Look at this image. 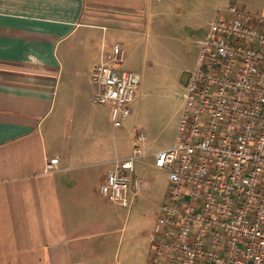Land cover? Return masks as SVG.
Instances as JSON below:
<instances>
[{"label":"crops","instance_id":"crops-1","mask_svg":"<svg viewBox=\"0 0 264 264\" xmlns=\"http://www.w3.org/2000/svg\"><path fill=\"white\" fill-rule=\"evenodd\" d=\"M240 1L219 0L215 18L231 4L243 9ZM159 8L155 0H0V264H115L100 195L114 160L88 161L87 143L68 145L82 133L72 113L89 112L109 33L145 37ZM102 107L109 113L89 115L103 152L112 110Z\"/></svg>","mask_w":264,"mask_h":264},{"label":"built area","instance_id":"built-area-1","mask_svg":"<svg viewBox=\"0 0 264 264\" xmlns=\"http://www.w3.org/2000/svg\"><path fill=\"white\" fill-rule=\"evenodd\" d=\"M125 61V48L114 43L92 74V100L111 108L115 128L132 115L140 86L139 75L122 69ZM184 99L175 146L155 155L171 183L148 264H264L263 15L236 4L217 15ZM137 141L100 187L103 198L125 207L142 187L134 173L144 132Z\"/></svg>","mask_w":264,"mask_h":264},{"label":"rangeland","instance_id":"rangeland-1","mask_svg":"<svg viewBox=\"0 0 264 264\" xmlns=\"http://www.w3.org/2000/svg\"><path fill=\"white\" fill-rule=\"evenodd\" d=\"M181 1L162 0L160 3L155 0L160 8L148 14V35L145 37L131 32L109 33L110 46L119 41L125 47L126 61L122 69L139 75L140 86L131 105L132 115L124 120L123 126L115 128L113 122H107V148L103 152L98 148L99 143L93 141L96 133L89 112L96 110L108 114L106 108L90 98L89 112L81 115V110H76L72 113V127L82 133L73 135L78 143L68 145L74 148L82 141L87 143L88 149L83 153L87 152L88 161L131 157L138 136L145 133L146 141L141 147L144 155L135 160L134 176L142 180L139 195L130 194V206L125 207L106 200L100 192L105 205V221L110 220L113 230L115 264L149 262L152 231L161 206L168 201L171 183L169 170L156 166L155 155L175 146L185 110L184 93L197 66L201 40L208 35L217 9L225 4L219 0H185V4ZM240 2L245 12L264 15V0ZM106 51H102L96 65L101 63ZM91 89H97V85L92 84ZM69 125H63L62 131ZM60 136L63 139L64 135ZM65 144L59 140L56 145L65 152L68 151ZM73 152L76 158L83 157L82 150ZM112 167V163L107 164L104 170Z\"/></svg>","mask_w":264,"mask_h":264}]
</instances>
